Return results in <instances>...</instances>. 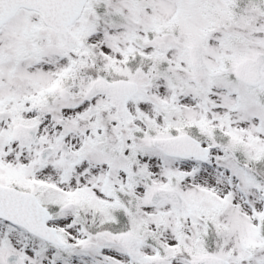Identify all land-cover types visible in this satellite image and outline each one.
Returning a JSON list of instances; mask_svg holds the SVG:
<instances>
[{"label":"snow or ice","instance_id":"1","mask_svg":"<svg viewBox=\"0 0 264 264\" xmlns=\"http://www.w3.org/2000/svg\"><path fill=\"white\" fill-rule=\"evenodd\" d=\"M0 264H264V0H0Z\"/></svg>","mask_w":264,"mask_h":264}]
</instances>
